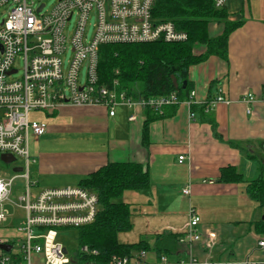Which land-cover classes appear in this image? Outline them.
<instances>
[{
    "label": "crops",
    "instance_id": "obj_1",
    "mask_svg": "<svg viewBox=\"0 0 264 264\" xmlns=\"http://www.w3.org/2000/svg\"><path fill=\"white\" fill-rule=\"evenodd\" d=\"M225 9L230 21L244 22L229 37V61L213 56L189 69L198 106L215 92L212 83L223 90L228 101L213 109L216 133L209 123L200 121L198 114L192 117L191 108L184 103L172 117L150 125V145L145 147L142 135L147 117L142 107L120 106L110 117L104 108L63 106L55 114L43 113L46 120L39 122L46 124L48 131L30 140L40 144L33 155L30 151L37 160L32 168V179L37 182L35 192L78 187L82 179L108 163L141 164L147 169L152 186L145 192H128L130 199L124 202L131 207L133 230L119 235L121 243L136 244L162 233H184L190 207L196 209L202 225H213L206 221L218 219V204L224 203V208L233 213L235 206L245 205L252 210L250 213L240 209L239 222L229 224L221 232L218 229L217 254L221 258L256 259L259 234L252 224L262 219L264 212L246 194L245 184L219 180L221 170L229 167L236 168L247 181L264 173L258 163H263L260 158L264 155V0H228ZM223 31L222 24L209 26L211 37H218ZM205 51L204 46L197 45L194 53L201 55ZM247 95L253 96L252 104L243 102ZM249 107L252 115L247 114ZM131 116L134 121L129 120ZM231 143L242 145L243 150ZM181 156L185 157L182 164ZM254 174L256 177L251 178ZM185 188L190 189L189 195L183 194ZM13 214L9 223L0 227L19 226L24 221L25 214ZM244 240L254 247L246 255L244 246L238 245ZM11 252L18 254L14 247ZM190 252L204 259L199 246L190 250L182 245L180 255L170 260L187 259ZM159 261L151 252L143 264ZM34 264H43V258L35 256Z\"/></svg>",
    "mask_w": 264,
    "mask_h": 264
},
{
    "label": "built area",
    "instance_id": "obj_2",
    "mask_svg": "<svg viewBox=\"0 0 264 264\" xmlns=\"http://www.w3.org/2000/svg\"><path fill=\"white\" fill-rule=\"evenodd\" d=\"M155 1L59 0L53 8L46 9V4L36 0H0V10L5 14L0 25V155L16 158L11 171L14 167L22 168L21 173L0 170V226L14 217L13 209L25 213L18 226L19 233L24 235L20 251L14 255L0 249V264H34L35 256H41L43 264H71L69 252L59 240V230L90 225L99 212L97 195L80 187L35 192L37 182L32 179V168L37 160L30 154V140L45 135L48 127L32 121V113L52 115L70 105L104 108L114 117L117 107L140 106L162 115L169 106L197 105L194 90L183 102L175 93L135 100L119 91L117 82L109 86L100 81L102 46L180 43L188 39L173 22L153 17ZM214 2L216 8L224 9L228 0ZM88 29H92L91 36ZM243 102L252 104L254 98L247 95ZM221 103L228 101L218 88L209 109ZM247 114H253L252 108L247 109ZM129 120L134 121L135 117ZM184 161V156L179 157L180 164ZM17 181L23 184L19 190ZM183 194L189 195L190 189L185 188ZM219 238L218 229L202 225L196 209L190 207L187 230L181 233L179 242L190 250L199 246L204 259L190 252L187 259L179 261L162 256L157 264H264V235L256 236L258 257L254 260L219 257ZM10 242L0 239V245ZM82 251L89 252L87 247ZM146 255L142 252L131 260L114 257L111 264H143Z\"/></svg>",
    "mask_w": 264,
    "mask_h": 264
},
{
    "label": "trees",
    "instance_id": "obj_3",
    "mask_svg": "<svg viewBox=\"0 0 264 264\" xmlns=\"http://www.w3.org/2000/svg\"><path fill=\"white\" fill-rule=\"evenodd\" d=\"M152 14L161 22H173L177 29L188 35V39L180 43L102 46L98 67L100 81L109 86L117 82L119 91H124L135 100H149L175 93L179 101H186L194 90L189 82V69L213 56L228 62L229 37L244 22L230 21L226 9L216 8L214 0H156ZM213 23L224 25V31L218 37H211L209 34V26ZM197 45L206 48L204 54L195 55ZM172 77L177 79L178 88H175ZM211 88L215 92H211L207 102L192 106L191 111L199 115L201 122L209 123L216 133V121L209 105L217 96V84L212 83ZM177 108L178 105L166 107L162 115L151 109H144L147 119L143 127L142 143L145 147L150 145V125L157 120L172 117ZM231 145L243 150L240 144ZM258 163L262 169L263 163ZM263 174L262 172L260 177L247 181L236 168L229 167L221 170L219 182L245 184L246 194L264 212ZM151 186L147 169L132 162L108 163L82 179L78 187L97 195L99 212L94 223L78 229H66L77 233L78 249L71 256V264H111L114 257L131 260L142 252H153L158 258L178 257L182 247L179 242L181 234L162 233L143 238L136 244H124L119 240L120 234L133 230L131 207L122 200L124 194L129 191L145 192ZM252 225L256 233L264 235V217ZM10 244L14 245L13 242ZM84 247L88 248V253L82 251Z\"/></svg>",
    "mask_w": 264,
    "mask_h": 264
},
{
    "label": "rangeland",
    "instance_id": "obj_4",
    "mask_svg": "<svg viewBox=\"0 0 264 264\" xmlns=\"http://www.w3.org/2000/svg\"><path fill=\"white\" fill-rule=\"evenodd\" d=\"M58 1L59 0H36L37 3L46 4V9L53 8V6ZM4 19H5V14L2 13V11L0 10V25L2 24V21ZM73 24L71 25V27L73 26ZM88 33H89V36H91L92 35V29H88ZM16 77H19V76H16ZM85 78H86V71H83V74H82V77H81L83 82L85 81ZM31 119H32V121L39 122V121L46 120V116H44L43 113H32L31 114ZM39 147H40V144L31 141V143H30L31 154L33 155L39 149ZM260 159L264 163V155H262ZM17 163L20 164V161H18ZM11 168H12L11 166H5L4 164H2L0 162V170H4V171H6L8 173H12ZM255 174L252 175L251 178L256 177ZM16 185H17L16 188H18L17 190H19L21 188V186H23L21 181H17ZM129 194H128V192H126L125 195L123 196L122 200L126 201V202L129 201V199H130V195ZM18 196H19V193L16 192V194H15L16 201H17V197ZM252 204H254V207L256 209L258 208L256 203L253 202ZM245 207H246L245 205H242L241 207H239L237 205V206H235L236 209H235V211L233 213V211L230 212L228 209L224 208V203L223 204H218L217 205L218 209H216L217 215H218V219H215V220L208 219L206 221V223H209V224L211 223L213 225H216L217 229H219V231L221 232L222 229L226 228L227 226H229V224H231L233 222H236V221L239 222V220L241 219L240 215L238 213L240 209L242 211H243V209H246L245 212H248V213H250L252 211V210H250L249 206L247 208H245ZM13 211L16 214L18 213L17 214L18 216L22 215V214H25L22 209L15 208V209H13ZM247 215H249V214H247ZM17 226L18 225H13V226L7 227V228L0 227V239L7 238L6 240H9V241L13 242L14 243L13 247H14V251L15 252H19L20 251V248L22 246V239L24 237L23 234L19 233ZM59 240L63 243V245L68 250L70 257L74 256L76 251H77V249H78V240H77L76 231L75 230L68 231L66 229L65 230L64 229L61 230ZM241 244H242V246H244L245 255L247 253H251L253 251V248H254L253 244L249 240L248 241H245V240L241 241V242H239L238 245H241Z\"/></svg>",
    "mask_w": 264,
    "mask_h": 264
},
{
    "label": "water",
    "instance_id": "obj_5",
    "mask_svg": "<svg viewBox=\"0 0 264 264\" xmlns=\"http://www.w3.org/2000/svg\"><path fill=\"white\" fill-rule=\"evenodd\" d=\"M173 79V84L175 86V88H178V82L177 79L175 77H172ZM186 84V83H185ZM0 162L2 164H4L5 166H11L12 164H14L16 162V158L13 157L12 155L9 154H1L0 155ZM13 173H21L22 172V168L20 167H14L12 169ZM0 249L7 252V253H11L12 249H13V245L11 244H2L0 245Z\"/></svg>",
    "mask_w": 264,
    "mask_h": 264
}]
</instances>
